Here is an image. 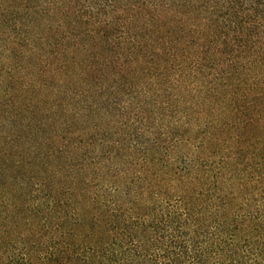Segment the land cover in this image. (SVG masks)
<instances>
[{"label": "trees", "instance_id": "16d2710c", "mask_svg": "<svg viewBox=\"0 0 264 264\" xmlns=\"http://www.w3.org/2000/svg\"><path fill=\"white\" fill-rule=\"evenodd\" d=\"M10 229L13 264H264V0H0Z\"/></svg>", "mask_w": 264, "mask_h": 264}, {"label": "rangeland", "instance_id": "374dc122", "mask_svg": "<svg viewBox=\"0 0 264 264\" xmlns=\"http://www.w3.org/2000/svg\"><path fill=\"white\" fill-rule=\"evenodd\" d=\"M94 52H96V55L92 57V61L96 62L97 66H99V70L97 73H95V77L93 79L95 82L97 80H100V49L98 47L94 48ZM77 59H84L83 55H81L77 51L76 55ZM98 77V79H97ZM80 84V83H79ZM99 84V82H98ZM95 86L94 91L92 92L91 98L88 100L89 102L84 104V99L81 101L80 104L76 103L79 101V99L76 97V101L73 102V111L70 114V117L67 118L69 122L70 129L75 131L78 134H75L79 139L73 138V147H76V143H80V146L88 147L87 150L89 151V156H94L96 154H99L100 147L98 144L100 143V86ZM100 85V84H99ZM81 105H87V107L91 108L92 110H87L85 116L83 119L81 118V114H78L77 110L79 107L81 109ZM85 111L83 110V115ZM94 128H98L99 132L93 133ZM95 140V142H93ZM87 144H90L87 146ZM79 146V145H78ZM77 146V147H78ZM84 149V148H83ZM95 151H92L94 150ZM85 152V150H79L77 152V155H81ZM79 158H76L75 162L78 161ZM84 179H87L88 181H91L92 184L91 192H95L100 197V170L97 172V174H88V176H84ZM95 177V178H93ZM93 178V179H91ZM2 250L0 251V263L3 264H13L15 261H19V259L14 260L12 255H17L19 258H23V253L26 251L25 247L27 249L30 247L29 244L27 245L25 240L19 238L17 235H13V230L10 229V232L8 233L7 239L4 241V244L2 245ZM34 250L32 251L33 254ZM37 253V251H35ZM37 254H33L32 263L35 264L37 260ZM27 258V256H26Z\"/></svg>", "mask_w": 264, "mask_h": 264}]
</instances>
